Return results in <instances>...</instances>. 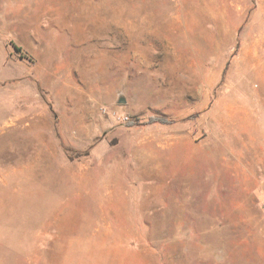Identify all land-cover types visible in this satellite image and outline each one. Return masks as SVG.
I'll return each instance as SVG.
<instances>
[{"label":"rangeland","instance_id":"obj_1","mask_svg":"<svg viewBox=\"0 0 264 264\" xmlns=\"http://www.w3.org/2000/svg\"><path fill=\"white\" fill-rule=\"evenodd\" d=\"M0 264H264V0H0Z\"/></svg>","mask_w":264,"mask_h":264},{"label":"built area","instance_id":"obj_2","mask_svg":"<svg viewBox=\"0 0 264 264\" xmlns=\"http://www.w3.org/2000/svg\"><path fill=\"white\" fill-rule=\"evenodd\" d=\"M121 120H123V121H125V122H128L129 121V118H123V119H121Z\"/></svg>","mask_w":264,"mask_h":264}]
</instances>
